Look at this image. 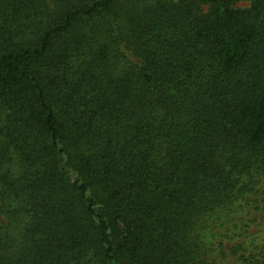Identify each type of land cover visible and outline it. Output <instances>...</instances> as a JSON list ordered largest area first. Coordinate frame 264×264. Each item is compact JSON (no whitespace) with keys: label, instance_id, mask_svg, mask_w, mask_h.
Instances as JSON below:
<instances>
[{"label":"trees","instance_id":"trees-1","mask_svg":"<svg viewBox=\"0 0 264 264\" xmlns=\"http://www.w3.org/2000/svg\"><path fill=\"white\" fill-rule=\"evenodd\" d=\"M240 1L0 0V264H264Z\"/></svg>","mask_w":264,"mask_h":264},{"label":"rangeland","instance_id":"rangeland-1","mask_svg":"<svg viewBox=\"0 0 264 264\" xmlns=\"http://www.w3.org/2000/svg\"><path fill=\"white\" fill-rule=\"evenodd\" d=\"M122 3H125L126 0H121ZM252 3L250 0H243L235 4V7L241 8V9H249L251 7ZM204 9L207 11L210 9V6L207 4L203 5ZM95 149H98L100 145L102 144L103 140H96ZM101 149V148H100ZM25 222V218H22V220H18L16 222L12 223L11 229L14 232L15 235H19L22 229V225Z\"/></svg>","mask_w":264,"mask_h":264}]
</instances>
